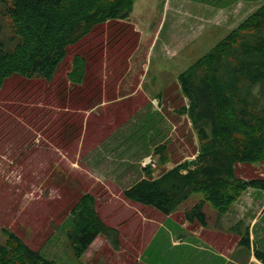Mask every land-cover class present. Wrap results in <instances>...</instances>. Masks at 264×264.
<instances>
[{
	"label": "rangeland",
	"instance_id": "1",
	"mask_svg": "<svg viewBox=\"0 0 264 264\" xmlns=\"http://www.w3.org/2000/svg\"><path fill=\"white\" fill-rule=\"evenodd\" d=\"M228 3L136 0L130 16L98 22L70 44L52 78L20 72L6 78L0 87V240L6 238L1 228H9L58 264H133L138 256L143 260L135 264L261 263L253 250L264 249V191L249 188L222 217L205 202L207 225L185 215L200 193L169 215L123 193L145 166L158 177L196 156L199 141L182 110L189 100L179 74L264 0ZM8 4L0 0L5 40L12 33ZM75 56L85 62L78 80L77 71L69 75ZM157 146L168 161H159ZM236 173L264 177V162H239ZM86 192L106 223L119 229L120 246L99 236L76 257L67 230L71 209ZM247 226L251 248L241 244Z\"/></svg>",
	"mask_w": 264,
	"mask_h": 264
},
{
	"label": "trees",
	"instance_id": "2",
	"mask_svg": "<svg viewBox=\"0 0 264 264\" xmlns=\"http://www.w3.org/2000/svg\"><path fill=\"white\" fill-rule=\"evenodd\" d=\"M8 1L6 14L12 33L7 40L3 39L0 25V87L15 72L30 78H52L70 44L89 33L98 22L130 16L136 2ZM223 1L220 0V7L230 4V0L225 4ZM11 41H15L14 46H9ZM82 59L74 58V69L69 72L72 78L77 71L74 80L85 71ZM179 81L189 100L182 110L189 114L196 130L197 154L158 177L138 179L123 193L126 198L155 206L167 215L192 194L200 193L203 197L185 215L188 220L207 225L205 202L222 217L249 188L264 191V177L245 179L236 173L239 162H264V4L180 73ZM158 148L159 161H168L159 153L162 147ZM147 169L144 167L150 174ZM71 213L67 240L76 257H81L100 234L119 248V229L101 217L92 193L82 194ZM1 232L6 238L0 240V264H58L9 228H1ZM241 238V244L249 248L255 243L249 226ZM253 251L264 264V249L255 247Z\"/></svg>",
	"mask_w": 264,
	"mask_h": 264
},
{
	"label": "crops",
	"instance_id": "3",
	"mask_svg": "<svg viewBox=\"0 0 264 264\" xmlns=\"http://www.w3.org/2000/svg\"><path fill=\"white\" fill-rule=\"evenodd\" d=\"M148 172H150L149 170H147ZM139 173L137 172V174L135 175V178L136 177H138L137 175H138ZM150 176L151 174H148L145 170L144 171H142V176L141 177H139V178H142V177H146V176ZM151 177V176H150ZM247 192V191H246ZM167 226H169L170 227V229H171V226L167 223ZM163 230V228L159 231V233L161 232ZM172 230V229H171ZM173 231V234H175V231L174 230H172ZM99 236H104V235H102V234H100V235H98L97 236V238L92 242V244L89 246V248L95 243V241L97 240V239H99ZM181 238H183L184 240H187L185 237H183V236H181ZM109 241V240H108ZM110 242V241H109ZM111 243V242H110ZM111 245H113L112 243H111ZM178 246V244H176V243H173V245H172V249H175L176 247ZM179 246H185V243H179ZM88 248V249H89ZM145 253V252H144ZM137 260H143V258H140L139 256H138V259L137 258H135L134 259V261H133V264H135L136 263V261Z\"/></svg>",
	"mask_w": 264,
	"mask_h": 264
}]
</instances>
